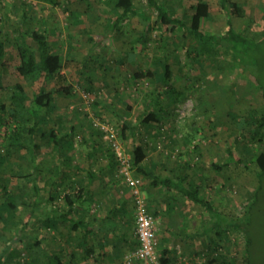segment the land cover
<instances>
[{
  "label": "rangeland",
  "instance_id": "1",
  "mask_svg": "<svg viewBox=\"0 0 264 264\" xmlns=\"http://www.w3.org/2000/svg\"><path fill=\"white\" fill-rule=\"evenodd\" d=\"M100 1L55 0V4H52L48 0H0V37L13 41L15 32L19 29H38L48 33L52 50L62 58V72L67 75L77 94L76 98L58 96L54 103L58 110L56 114L64 118L66 127L73 126L76 129L72 154L79 159V147L84 145L83 141L92 123L94 125L95 121H99L117 131L121 130V127L115 126L106 118L110 108L114 106V99L108 95L113 89L100 85L98 89L86 92L80 73L82 65L92 66L90 61L84 62L83 58V53L87 51L83 34L88 32L92 40L101 46V54L97 56L107 66V70L98 66L99 71L94 76L103 79L110 74V77L127 78L120 85L125 91L122 92L125 94L124 98L131 104V111L134 109L131 117L135 119V124L140 126L139 121L148 108H154L155 111L158 106L160 108L158 127L148 132L141 125L142 128L135 134V143L146 145L152 143L151 137L154 136L159 150L153 156V160L158 162L153 172L162 177L175 172L178 164L190 163L195 169L183 170L188 175L185 182L197 180L199 176L204 177L208 182L201 195L213 205L217 213L225 215L216 214L215 218L225 222L238 217L245 229L243 237L239 232L230 233L232 246L228 255H243L240 245L247 240L251 260L256 264L260 263L264 255V177L258 198L254 200L250 196L258 184V169L254 157L264 151V142L259 144L248 139L244 143L243 134L234 117L245 116L254 110L264 113V35L261 33L264 27V0H227L231 26L235 33L246 38V46L249 48L245 52L238 51L239 56L228 46L229 41L225 40L226 17L220 9L219 0H206L210 17L201 23L204 32L217 36L212 48L184 35L183 31L171 33L166 31L165 26L159 27L153 18L156 13L153 10L150 12L149 28L146 31L147 39L138 41L137 37L143 32V21L139 16L145 5L143 0H134L138 15L132 17L128 24L124 23L121 30L112 37L103 38L105 18L102 12H108L111 4L104 0L100 5ZM156 1L167 5L171 17L182 18L188 25L186 14L191 12L190 8L197 0ZM240 8L244 16L240 14ZM7 50L14 59L16 51L11 46ZM119 58L124 62L133 58L135 69L142 72H158L159 66L155 59L159 62L165 60L173 72L172 88L184 97L176 96L174 98L177 100L171 102L166 93L154 85L152 79L141 78L136 82L128 79L126 74L129 67L118 63ZM11 68L13 66L8 68L9 73ZM33 77L36 86H42L46 82L40 72L33 74ZM7 96V92L0 88V102H5ZM93 101L103 104L105 109L98 110L92 104ZM101 112L104 115H100ZM67 128L65 129L68 130ZM92 128L98 133L97 128ZM6 129V126L0 125V143L3 142ZM118 134L119 140L126 146L129 135L122 133L121 137L119 131ZM99 139L101 143L108 145L103 135ZM40 143L44 153L38 159L43 158L46 163L51 160L49 142L42 140ZM55 159L52 160L56 163ZM29 162V158H23L12 161L11 166L16 173L25 175L34 171ZM220 162L227 165L215 170L212 164ZM51 164L54 163L50 161L47 164L49 172H44L45 191L51 181ZM1 176L3 175L0 173ZM31 198L30 203L33 200ZM176 200L174 205L181 206L182 214L179 217L182 218V228L191 235V238L182 239V242L188 250L191 249L192 254H187L180 264H201V247L205 237L194 238L193 234L209 225L210 215L204 207L193 204L182 196ZM2 201L0 197V204ZM250 201L253 205L247 209ZM25 233L34 236L35 232L29 229ZM24 250L23 248L22 251ZM25 251L24 258L28 260L29 251ZM242 262L239 258L238 264Z\"/></svg>",
  "mask_w": 264,
  "mask_h": 264
},
{
  "label": "trees",
  "instance_id": "2",
  "mask_svg": "<svg viewBox=\"0 0 264 264\" xmlns=\"http://www.w3.org/2000/svg\"><path fill=\"white\" fill-rule=\"evenodd\" d=\"M48 1L55 4V0ZM143 1L145 5L139 13L134 4V0H107V3H110L112 8L110 7L108 12L103 11L105 17L103 38L107 36L112 37L117 31L121 30L124 23L128 24L129 20L139 13L143 21V32L137 38L138 41L146 40L150 12L153 10L156 12L153 17L156 25L159 27L165 26L167 32L183 31L184 35H188L190 38L198 40L199 43L210 48L216 42V35L204 32L201 28L202 20L210 17L209 5L206 0H197L191 6V12L186 14L188 25L182 18L171 17L167 10V5L159 3L156 0ZM103 2L104 0H101L100 5ZM219 5L226 17L227 29L225 40L229 41L228 46L235 50V54L239 56L238 51L245 52L249 49L246 46V38L235 33L231 26L228 1L219 0ZM239 12L244 16L241 8ZM262 13V18L264 19V7H262ZM0 33H2L1 29ZM15 33L13 41H9L7 37L4 39L0 37V88L8 94L7 100L0 102V125L7 127L3 142L0 143V150L2 151L0 153V173L3 175L0 177V197L3 199L0 204V264H7V260L11 261V259H15L12 257L18 258L15 259L17 262L14 264H65L62 256L56 252L50 255L43 253L42 255L38 254L39 256H36V247L40 241L37 242L35 236L27 235L25 231L28 230L25 226L28 227L29 224L27 222H29V219L35 217V198L40 191V187L37 186L34 176L35 169L38 168L36 161L44 153L40 141L47 140L51 151V160L47 159L48 161L46 163L44 161L45 168L50 161H54L52 160L53 158H56L60 159L61 162L57 164V166H60L59 169L61 171L65 169V171H62L59 179L64 178L67 173L65 167H68V159L73 153L75 128L73 126L67 128L64 118L57 116L56 112L58 110L55 109L54 100L58 96L76 98L77 94L73 90V85L69 83L67 75L62 72V58L52 50L47 32H40L38 29H19ZM261 33L264 35V27ZM83 40L87 43L86 54L83 53L85 55L83 56L84 62L86 60L94 63L95 55L92 53V50L97 47V44L86 31L83 34ZM10 46L17 54L14 59H12L11 53L7 50V47ZM155 63L159 66L158 72L153 70L142 72L135 69L130 79L134 82L141 78L152 79L155 83L154 85L161 88L166 93L165 95L170 98L171 102L177 100L174 98L176 96L183 98L184 95L182 93L179 94L172 88L173 72L167 62L165 60L159 62L158 59H155ZM129 64H133V62L129 61ZM11 66L13 68H11L12 71L9 73L8 68ZM90 69L89 66L82 65L80 73L84 81H87L86 92L90 91V84L92 82L87 75ZM39 72L43 74L46 81L42 85L44 88L41 85L36 86L33 80V74ZM7 73L9 74L7 75ZM92 104L95 106L97 101H93ZM146 111L139 121V124L148 127L151 131L152 129H156L160 124V108L158 106L156 111L154 108H148ZM234 120L238 125V129L243 134L242 141L244 143L248 139L259 144L264 142V113H258L254 110L245 116L236 115ZM90 126L89 129H93V123ZM123 126L126 129L130 128L129 123L126 122H123ZM93 132L94 130H91V133ZM101 135V133L99 136L97 134L95 138H100ZM83 142H85V139ZM146 150L147 145L144 143L132 146L130 150L132 169H135V172L139 176H150L159 181L162 187L177 191L182 198H186L189 202L204 207L210 215L209 225L203 228L201 232L193 234L194 238L205 237V241H203L201 247L202 249L200 248L202 255L201 264H238L239 258L243 261L239 264H256V262L251 260L248 249L249 241L247 240L240 245V249L244 251L243 255L239 254V257L237 255H228L229 249L232 246L230 233L239 232L242 236L245 229L242 223L239 222L238 217L225 222L218 221L215 218L217 216L216 214L219 213L201 195V191L205 190L208 181L202 176H197V180H188L186 183L185 181H187L188 175L183 170L192 168L190 163L187 162L178 164L176 171L171 174H166L163 177L156 176L152 174V170L148 171L143 165L146 159ZM227 151L231 154L230 150ZM23 158H29V163L34 167L33 172L24 175L13 171L14 169L11 166L12 161ZM109 158L115 159L114 153H110ZM254 163L258 169L256 171L258 184L250 198L256 200L259 192L262 190L264 151H260L255 155ZM226 165L227 163L225 162L212 164L215 170H220ZM54 182L49 183L47 186L49 189L47 201L52 204L60 198L63 209L58 217L46 218L47 226L50 228L54 227V221L57 218L65 222H72L69 220V211L74 204L75 198V193L71 194L65 188L61 191L58 189L53 190ZM31 197L33 200L30 203L29 199ZM252 205L250 201L247 203L246 208L249 209ZM22 206L31 207L28 215L20 212L19 209ZM219 215L222 216L223 214L220 213ZM72 226L76 228V225ZM187 236L191 238V235ZM3 239H6L8 244L6 247ZM18 242H23L24 249L27 250V253L29 251L30 256L28 260L24 258L26 254L25 250L20 251L18 247L10 249L13 243ZM160 257L162 264L172 263L171 251L167 249L162 250ZM257 264H264V255L262 261Z\"/></svg>",
  "mask_w": 264,
  "mask_h": 264
},
{
  "label": "crops",
  "instance_id": "3",
  "mask_svg": "<svg viewBox=\"0 0 264 264\" xmlns=\"http://www.w3.org/2000/svg\"><path fill=\"white\" fill-rule=\"evenodd\" d=\"M102 15L104 17L103 12ZM92 53L95 55L96 63H92V67L89 66L91 69L87 73L92 80L90 89H98L100 85L113 89L108 95L114 99V106L110 108L106 118L115 126L121 127V130L118 129L121 137L123 136L122 133L129 135L126 146H123L119 138L118 140L124 151L130 154L132 146L140 143H135V134L142 127L140 124L138 127L135 124V119L131 117L134 109L131 111L129 107L131 104H129L128 99L124 98L125 94L123 95V93L125 91L121 89L120 83L127 81V78L123 79L124 76L122 78L110 77L109 74L103 79H97L94 74L99 71L98 66L103 67L104 70H107V66L103 59L97 56L101 54V46L97 45L96 48H93ZM117 61L125 67L126 65L129 67L126 77L130 79L135 71V60L131 58L124 62L122 58H119ZM129 61H132L133 64H129ZM82 80L87 85V81H84L83 78ZM95 106L98 110L105 109L104 105L100 103L95 104ZM99 114L104 115L103 112ZM123 122L129 123L130 128L126 129ZM135 126L138 127L136 130ZM145 128L144 130L150 132L148 127ZM118 131L116 129L117 136L119 135ZM97 134L100 135L99 131L97 133L94 130L91 133L90 129L87 137H85V142H83L84 145L79 147V159H76L74 154L70 155L68 167H65L67 173L64 178L59 179L62 171H65V169L61 171L60 166H57L61 163L60 159H55L57 162L53 161L54 164H51L52 175L49 176L51 179L49 183L55 181L53 190L61 191L65 188L71 194L75 193L74 204L69 211V220L73 224L57 218L54 221V227L47 226L46 218L58 217L63 206L60 198L55 203H48L49 189L47 188L45 191L44 172H49V169L47 166L45 168L43 158L37 159L38 168L35 169L34 176L40 191L35 198V217L29 219L28 227L25 226L27 230H34L36 241H40L36 247V256L43 253L50 255L56 252L62 256L65 264H132L127 260V256L137 247L138 242L135 235V213L131 191L119 172L116 158H109L110 153H113L112 150L109 145H104L99 138H95ZM151 139L153 141L147 144L146 159L143 165L148 171H155L158 162L153 160V156L158 153L159 149L156 147L154 136ZM152 174L158 176L154 172ZM132 175L139 179L140 189L146 197L150 212L162 220L161 226L156 229L155 233L159 253L164 249L171 251V264H180L187 254H192L191 249L188 250L182 242V239L187 238L188 234L187 230L182 228V218L179 217L182 214L181 206L174 205L176 199L181 197L180 194L175 190L162 187L159 181L150 176L140 175L139 177L135 169H132ZM19 210L28 215L31 207L23 206ZM72 225H76V228ZM3 240L6 247L8 245L6 239ZM22 244L23 242L13 243L10 249L19 248ZM23 248L24 246L19 250L22 251ZM194 252L195 250H193ZM8 257L10 258L9 255ZM12 258L16 259L17 257ZM15 259L7 260V264H14Z\"/></svg>",
  "mask_w": 264,
  "mask_h": 264
},
{
  "label": "built area",
  "instance_id": "4",
  "mask_svg": "<svg viewBox=\"0 0 264 264\" xmlns=\"http://www.w3.org/2000/svg\"><path fill=\"white\" fill-rule=\"evenodd\" d=\"M93 126L101 132L114 153L119 172L131 191L138 244L128 254L127 260L132 264H162L155 237L156 229L161 226L162 220L150 212L146 197L141 192L139 179L132 175V157L122 148L114 128L99 121H95Z\"/></svg>",
  "mask_w": 264,
  "mask_h": 264
}]
</instances>
